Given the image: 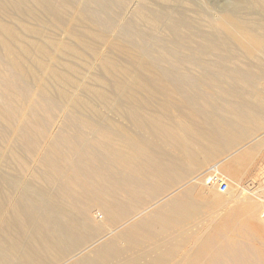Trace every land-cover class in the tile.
I'll return each instance as SVG.
<instances>
[{
    "label": "bare ground",
    "instance_id": "1",
    "mask_svg": "<svg viewBox=\"0 0 264 264\" xmlns=\"http://www.w3.org/2000/svg\"><path fill=\"white\" fill-rule=\"evenodd\" d=\"M88 3L0 0V164L11 157L41 185L18 188L0 179V193L4 185L9 192L0 194V264H64L103 226L108 238L68 264H264V193L243 194L222 161L213 169L233 184L228 199L215 198L213 186L196 177L143 217L115 228L182 177L191 145L208 157L264 128V0L201 8L198 18L190 17L208 32L196 35L184 25L189 17L184 24L162 18L169 20L163 24L158 14L134 6L131 16L176 40L173 48L186 51L185 58L166 56L164 41L149 50L148 30L130 32L140 47L111 36L110 23L87 10ZM98 44L131 62L100 52ZM195 55L207 58L196 77L160 68V58H167L191 70ZM84 56H94L104 77L91 72L85 80L86 65L82 75L70 62ZM102 108L116 117H100ZM86 110L92 113L84 116ZM70 123L79 127L76 134L64 132Z\"/></svg>",
    "mask_w": 264,
    "mask_h": 264
},
{
    "label": "rangeland",
    "instance_id": "2",
    "mask_svg": "<svg viewBox=\"0 0 264 264\" xmlns=\"http://www.w3.org/2000/svg\"><path fill=\"white\" fill-rule=\"evenodd\" d=\"M223 1H225V0H88L89 3L87 5V7H88L87 10L96 9V11H99L100 12L101 15H99V17H101L103 19H106L110 23V26H111V30L110 31L111 32H109V33H110L111 36H113V37H121L124 41H127V42L129 41L128 43H130V45H132V46L134 45V46L140 47V46H143V43L139 42V39L135 35H133L131 33H134V32L135 33H138V32L145 33L146 32L145 30H148L149 31V28L147 26H145L144 24H142L141 22L137 21L136 19H134L131 16V11L133 10V7L134 6L135 7L136 6H139L143 10H145L146 12H149L152 15L158 14L157 17H159L161 19L162 18H166V19L167 18H170V21L168 20L169 22H172L174 20H179L177 22L175 21V23H179V24L182 23V24H184L185 20L186 21H189L188 20V17H189V19L191 18L190 19L191 20L190 22H193V23L185 22L184 25L185 26L186 25L187 26H190V30L192 29L191 32L194 33V35H196L197 32L198 33H207L208 30L202 28L199 25V23H197L198 22V19H197V22L194 20V18L195 19L198 18V16H197L198 14L196 15L195 13H197L198 10H201L202 11V9L205 8L208 5L209 6H212L213 4L214 5L220 4ZM121 2H123V3H121ZM89 6H90V8H89ZM201 6H204V7H201ZM159 13H160V15L161 14H163V15L160 16ZM170 13H173L172 14L173 15L172 16L173 18H171ZM176 13H177V16H176ZM191 14H192V16L194 18L193 17H190ZM181 15H183V16H181ZM184 17H185V19H184ZM5 19L8 20L9 22H12V24H15V25L18 26V24L15 23L13 20H10V18H5ZM168 21L167 20L165 21L164 19H162V23L163 24H166V22H168ZM47 31L49 32V34H53V32H54V31L51 30V28L48 29V27H46V32ZM148 31L145 34H147V36L148 35L149 36L148 37H145V38H148L149 40L148 39L147 40L144 39V41H146V44H148L149 47L151 48V49L148 48L149 50H152V49L156 48V46L161 41L162 42L164 41L165 44L161 43L162 49H161L160 45H158V46L160 47V50L162 52H165L166 53L165 54L166 56H169V55H167L168 53H170V54L172 53L170 55V57L173 56L174 58H185L186 56H188L187 55L188 53L186 51H184V53H183V51H182L183 49L180 50L179 47H178L179 49L178 48H176V49L173 48V47H177V45H178V43H177L176 40L170 42L171 41L170 40V37H167L166 36V38H168V39H165V35L162 32L157 33V32H152V31H149L148 32ZM56 33H57V35L54 33L52 36H56V37L60 36L59 38H62L64 36V35L61 36L62 33L59 32V31L56 32ZM145 34H143V35L145 36ZM122 36L124 38L126 37L125 39H127V40H125ZM165 41L166 42L169 41L168 44ZM151 42H152V44H149ZM170 44L173 45V46H171ZM102 45L103 44H98L100 52H103V53L107 54L108 56L110 55L111 57L112 56L113 57H116V59L117 60H120V62H122V60H123L124 62H122V63H124V64H129L131 62V61H128L130 59L127 58L126 56L123 55L124 56L123 57V56H121V54H117L114 50L108 48L105 45H103V46ZM148 45H146V46H148ZM150 45H152V46H150ZM156 49H158V48H156ZM85 55L87 56V54H85ZM88 55H90V54H88ZM183 55L185 57H183ZM86 56L82 57V59L80 58L81 60L76 58L78 60V62L76 60H74V59L71 58L70 59V62L72 64H74V65L75 64H78L76 66H79L77 68L79 69L80 72H81L82 68L85 67L84 65H86V68L83 69L86 72H84L82 70L81 73H82V75H85L84 73H86V74L89 73V75H86V79H85L87 82H90L91 81V75H90L91 72L93 74L96 73V74H99L100 76H103L104 77V74H103L102 70L100 69L99 63H95V62H97L96 60L94 61V56H93L92 60H91V58H89L90 59L89 60L87 58L88 56L87 57ZM152 58H153V60H155L156 57L155 56H152ZM194 58H196L195 59V64L196 65H194V66L192 65L193 67L190 66L191 70H188L189 69V67H188L189 65H186V64H184V66L174 67V63L173 62L171 63V61L167 60V58H162V59L160 58V60H159V62H160V68L163 71H165V70H172V71L177 72L179 74H183V75L185 74V75H190L192 77H196L197 76V72L196 71H198V69H196L198 67L197 65H203L204 64L203 62L207 58L202 57V56H199V55L198 56L195 55ZM92 61H94L95 64L90 63ZM73 62H75V63H73ZM80 62H82V64H79ZM86 62L87 63L89 62L90 63L89 65H91L92 67L91 66H87L88 64H85ZM80 65H82V66H80ZM93 66H94V68H93ZM87 67L88 68L90 67V69H88V71H87ZM179 67H182V68H179ZM187 72H189V73H187ZM81 77H83V79H84L85 76H81ZM87 77H89L88 79H90V80H88ZM144 78L147 81L150 80V76L149 75H145ZM263 87H264V84H263L262 88ZM258 88H261V87H258ZM49 89L51 90L50 91L51 94L53 96H56V94H57L56 88L55 87H52V88H49ZM84 93H85V96H87L88 98H91L92 95H90V94H88L86 92H84ZM135 101H137V100L129 101V103L136 104L137 102H135ZM173 102L178 103L177 101H173ZM90 112H89V110L88 111L86 110V113L84 112L85 113L84 116H89L92 113V112L91 113ZM113 114H114V112L110 111L109 109L102 108V109H100V114H97V115H100V117H104V118H110V117H114L115 116V114L114 115ZM2 122L3 121L0 118V128L1 127H4V123H2ZM123 124H126L125 126L127 128H129V130H130L131 133L132 132H135L134 128H132L133 126L130 123H128L127 121H124ZM128 124H130L131 126H129ZM78 129H79L78 126H74L73 124L70 123V124H67L65 126L64 132H66V134H76V131ZM263 134H264V128L261 129V130H256L254 133H248L246 135L241 136L240 137V143L237 146H233V147H231V149L229 148V149H225V150H220V152L218 153L219 156H220V161H222L227 156V153L226 152H229V150H230V152L231 151L238 150L244 144H247V143H250L252 141H256V140L260 139ZM201 146L203 147V144H201ZM189 149H190V152L193 154V157H195L196 159H198V161H199L198 163H200V161H203L202 160V157L206 153L204 154L203 153V150L201 152V150L199 149V145L198 146L191 145L189 147ZM16 151H19L18 153L21 154V159L24 160V161H26L27 164L30 165V162L32 163V160L28 156L25 155L24 149L22 147H18L16 149ZM6 159L7 160H5L3 163L0 164V177H2L0 179H1L2 183H3V181L13 180L14 183L16 182L15 183V186H17L18 188H20V187L22 188L23 186L29 187V188H32V189L40 188L41 187L40 182L37 179H33V178L28 177V176L26 177V175L23 172H21L18 164L13 162V160H12L11 157L10 158H6ZM171 162H172V164H174V168H176L177 167L176 166L177 164H175L176 161L174 159H172ZM31 166H32V164H31ZM207 168H209V169L207 171H205ZM213 168H214V166H206V165H203V166L202 165H199L198 166V164L196 165V163H194V161H190L188 158H184V160L182 162V177L179 178V180L177 182L173 183L166 191L162 192L156 199L149 201L146 205L142 206L141 208H139L138 210H136L135 212H133L132 214H130V216H128V218L123 219L120 222V224H118L115 228L116 229L125 228L126 226H128L129 224H131L134 220H136L137 218L143 217L145 214H147L150 211V209H153L155 206H157V205H154V204L161 203V201H165L166 199L172 198L176 194H178L179 192H182L183 190H185L188 187H190L191 184H192L191 181L194 178L197 177V178H199L200 181H202V182L205 181V179L209 175L215 173V170ZM202 169H203V171L201 172ZM198 172L200 173V175H198L199 174ZM221 178L228 185L227 192L226 193H220L218 191V187H213L212 189L215 192L214 197L215 198H218L221 201H224V200H226V199L229 198L230 194H232V190H233L232 189V185L233 184L231 185V182H230V180L228 178H226V177H221ZM232 179H234V181L237 184H239L238 180L235 179L234 175L232 176ZM256 183H257L256 184L257 186L260 183L264 184V180H262L261 178L260 179H257L256 180ZM239 186H240V184H239ZM239 186H238V188H240L242 190L243 194H246V195L247 194L248 195H251V194L256 195L257 194L258 196L261 195V194L258 193V191L256 190V188H254V189H248V188H245L243 186H240V187ZM4 188H6V191H4L5 190ZM1 193H3V194H1ZM1 193H0L1 196L3 195V197L9 196V192L7 191V187H5V185L2 188ZM208 199H213V198H211L210 196H208ZM158 201H160V202H158ZM227 206L225 208H228ZM261 211H264V209L261 210ZM92 216L99 218L100 213L99 212H94V214ZM261 223L264 226V223L262 221H261ZM109 233H110V230L107 229V226H103L101 228V234H100V236H98L95 240L87 243L83 247L85 249V251L83 253H81L80 255L87 254L93 248H95L96 246H98L99 244H101L102 242H104L108 238ZM77 253L78 252H75L74 254L70 255L68 258L64 259V261H63L64 264H68L70 262H73V260H75V258H77L78 256H80V255H77V257H74V256H76ZM176 258L177 257H174V259H176Z\"/></svg>",
    "mask_w": 264,
    "mask_h": 264
},
{
    "label": "crops",
    "instance_id": "3",
    "mask_svg": "<svg viewBox=\"0 0 264 264\" xmlns=\"http://www.w3.org/2000/svg\"><path fill=\"white\" fill-rule=\"evenodd\" d=\"M226 153L227 156L222 160V163H225L230 168V171L235 179L238 180L240 186L248 189L256 188L259 194H262V192L264 193V184L260 183L258 186L256 185L257 179L261 178L264 180V134L260 139L244 144L238 150L231 152L229 150V152ZM188 159L194 161L198 166H214L221 162L220 156L217 153L211 154L208 157L203 155V161H200V163H198V159L193 157L192 153L189 155ZM202 171L203 169L201 172ZM198 175H200V173Z\"/></svg>",
    "mask_w": 264,
    "mask_h": 264
},
{
    "label": "built area",
    "instance_id": "4",
    "mask_svg": "<svg viewBox=\"0 0 264 264\" xmlns=\"http://www.w3.org/2000/svg\"><path fill=\"white\" fill-rule=\"evenodd\" d=\"M205 182L208 186L218 187L220 193H226L228 190V185L223 179L216 173L209 175Z\"/></svg>",
    "mask_w": 264,
    "mask_h": 264
}]
</instances>
